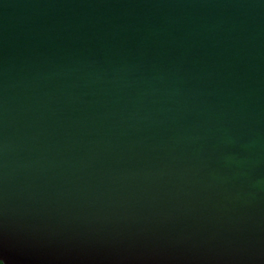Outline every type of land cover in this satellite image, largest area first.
Here are the masks:
<instances>
[{"label":"water","instance_id":"obj_1","mask_svg":"<svg viewBox=\"0 0 264 264\" xmlns=\"http://www.w3.org/2000/svg\"><path fill=\"white\" fill-rule=\"evenodd\" d=\"M0 264H264V0H0Z\"/></svg>","mask_w":264,"mask_h":264}]
</instances>
